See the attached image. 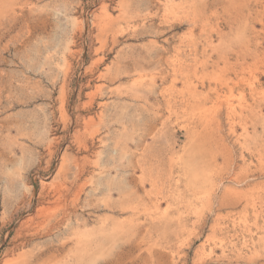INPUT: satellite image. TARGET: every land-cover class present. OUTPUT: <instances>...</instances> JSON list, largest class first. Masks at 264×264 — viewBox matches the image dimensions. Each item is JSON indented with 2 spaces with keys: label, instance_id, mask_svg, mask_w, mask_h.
Returning <instances> with one entry per match:
<instances>
[{
  "label": "rangeland",
  "instance_id": "obj_1",
  "mask_svg": "<svg viewBox=\"0 0 264 264\" xmlns=\"http://www.w3.org/2000/svg\"><path fill=\"white\" fill-rule=\"evenodd\" d=\"M0 264H264V0H0Z\"/></svg>",
  "mask_w": 264,
  "mask_h": 264
},
{
  "label": "bare ground",
  "instance_id": "obj_2",
  "mask_svg": "<svg viewBox=\"0 0 264 264\" xmlns=\"http://www.w3.org/2000/svg\"><path fill=\"white\" fill-rule=\"evenodd\" d=\"M57 192V191H56Z\"/></svg>",
  "mask_w": 264,
  "mask_h": 264
}]
</instances>
